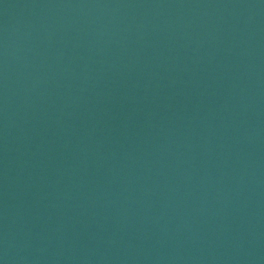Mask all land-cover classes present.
Returning a JSON list of instances; mask_svg holds the SVG:
<instances>
[{
    "label": "water",
    "instance_id": "obj_1",
    "mask_svg": "<svg viewBox=\"0 0 264 264\" xmlns=\"http://www.w3.org/2000/svg\"><path fill=\"white\" fill-rule=\"evenodd\" d=\"M0 264H264V0H0Z\"/></svg>",
    "mask_w": 264,
    "mask_h": 264
}]
</instances>
